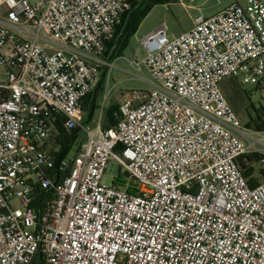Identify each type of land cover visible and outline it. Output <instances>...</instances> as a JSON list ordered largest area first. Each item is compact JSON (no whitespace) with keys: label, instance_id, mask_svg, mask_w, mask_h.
I'll return each instance as SVG.
<instances>
[{"label":"built area","instance_id":"2783aa9c","mask_svg":"<svg viewBox=\"0 0 264 264\" xmlns=\"http://www.w3.org/2000/svg\"><path fill=\"white\" fill-rule=\"evenodd\" d=\"M141 1L0 0V264H264V180L242 172L251 138L221 86L264 93V0L144 37L151 91L93 130L84 101ZM111 160L134 184L103 182Z\"/></svg>","mask_w":264,"mask_h":264},{"label":"rangeland","instance_id":"374dc122","mask_svg":"<svg viewBox=\"0 0 264 264\" xmlns=\"http://www.w3.org/2000/svg\"><path fill=\"white\" fill-rule=\"evenodd\" d=\"M227 5V0H179L169 5H158L147 16L148 18L145 21L144 27L147 28L157 24L159 26L165 25L169 38H173L190 30L193 27L195 19L198 17L202 15L206 17L215 15L226 8ZM111 40L108 42L110 45ZM137 53L138 56H136ZM145 56L146 51L139 41L134 42L129 51L124 52L123 57L118 58V53L111 55L112 62L116 58L118 59L115 60L114 67H104L101 70L103 85L97 91L98 104L105 105V109L108 106H116L119 104V100L127 93L132 95L130 97L136 96V101L139 102L143 95L151 91L153 80L147 69L143 67L142 71H138L131 64V61H135V59L142 61ZM231 85L234 86V96L232 95L233 89L231 90L230 88ZM221 86L234 112L251 138L250 140L247 139L252 146L251 152L248 155L253 156L257 154L264 156V146L255 143V141H264V132L257 130L253 124V121L260 123L258 117L264 114V93L255 86L241 85L235 79L225 80ZM105 96L107 99H105ZM98 114L99 112L88 123L93 130H95L98 122ZM84 142L82 134L78 137L77 144L80 145ZM74 152L70 156H74ZM248 166L253 170V179L257 181L264 180V163L254 160ZM127 175L126 169L121 168L115 160H111L103 182L108 186L116 184L127 189L130 185L134 184L132 178L127 177Z\"/></svg>","mask_w":264,"mask_h":264},{"label":"trees","instance_id":"16d2710c","mask_svg":"<svg viewBox=\"0 0 264 264\" xmlns=\"http://www.w3.org/2000/svg\"><path fill=\"white\" fill-rule=\"evenodd\" d=\"M179 0H142L141 2H132L131 8L128 10L122 18V22L124 25H118L115 31L116 37H119V40L116 43V48L114 53H118L121 56L124 50L128 47L131 38L137 33L141 23L145 20V18L150 14V12L158 5H169L171 3H175ZM121 22V23H122ZM109 45V44H108ZM232 91V95L234 96V86H230ZM90 100L92 104H96V99L93 96V93L90 94L86 99ZM118 105L113 106L108 111V117L111 119V126L116 124V117L118 113ZM260 123L253 121V124L257 128V130L264 132V114L258 117ZM251 126V125H249ZM77 138V135L74 133L67 134L61 133L58 138L57 144L61 145L59 152L56 153L58 158H63L67 155V153L71 150L74 140ZM254 160H258L262 162L264 160V156L254 154L246 155L243 159L240 160V165L242 172L246 178H249L253 175L251 167L248 166L249 163ZM249 162V163H246ZM127 177H129L127 175ZM254 185L253 183H251Z\"/></svg>","mask_w":264,"mask_h":264},{"label":"crops","instance_id":"0c3cea01","mask_svg":"<svg viewBox=\"0 0 264 264\" xmlns=\"http://www.w3.org/2000/svg\"><path fill=\"white\" fill-rule=\"evenodd\" d=\"M147 18H148V17H146L145 20L141 23V25H140V27H139L137 33L131 38L129 45H128V47L124 50V52L129 51V49L131 48L132 44H133L134 42H136V41H139L140 44H141V40H142L144 37H146V36L149 35L150 33L154 32L158 27H160V26L157 24V25H151V26L145 28V27H144V24H145V21H146ZM121 25H124L123 22L121 23ZM175 37H177V36H175ZM118 40H119V37H116V34H114V36L112 37V40H111V42H110L111 45H110V44H109V45L107 44V50H106V53H105V57H106L108 60H110V61H111V55H112V54L114 53V51H115L116 43H117ZM109 52H110V53H109ZM124 52H123V54H122L121 56H119L118 58L123 57ZM108 53H109V55H108ZM136 56H138V53L136 54ZM118 58H116V59H118ZM116 59H115V60H116ZM115 60H114V62H113V63H114V66H115ZM102 85H103V79H102V77H101V75H100V80H99L98 86H97V88L95 89V91L93 92V96H94V98L96 99V104H92V102H91L90 100H86V101H84L85 109H86V112H87V117H86V122H87V123H89V122L92 120V118L94 117V115H95L97 112H99V114H98V118H99V116H100L101 109H102V108H101L102 105H101V104H98V102H97V100H98V99H97V98H98L97 91H98L99 88H102ZM124 96H132V95L129 94V93H127V94L124 95ZM105 99H106V96H105ZM119 101H120V100H119ZM104 107H105V105H104ZM111 107H112V106H111ZM111 107L108 106L107 109L104 108V110H103L102 119H101V124H102V127L105 128V129L110 128L111 125H112V124H111V119L108 117V111H109V109H110ZM90 117H91V118H90ZM87 119H89V120H87ZM253 177H254V176L252 175V176H250L248 179H249L250 182L253 183L254 185H255V184H258L259 182H261V181H257V180H255V179H253Z\"/></svg>","mask_w":264,"mask_h":264},{"label":"flooded vegetation","instance_id":"af4514ba","mask_svg":"<svg viewBox=\"0 0 264 264\" xmlns=\"http://www.w3.org/2000/svg\"><path fill=\"white\" fill-rule=\"evenodd\" d=\"M74 134H75V135H79V131H75Z\"/></svg>","mask_w":264,"mask_h":264},{"label":"water","instance_id":"95a60500","mask_svg":"<svg viewBox=\"0 0 264 264\" xmlns=\"http://www.w3.org/2000/svg\"><path fill=\"white\" fill-rule=\"evenodd\" d=\"M91 118V117H90Z\"/></svg>","mask_w":264,"mask_h":264}]
</instances>
